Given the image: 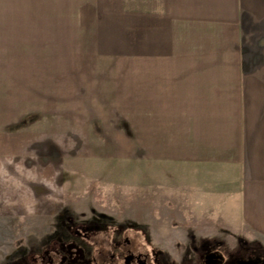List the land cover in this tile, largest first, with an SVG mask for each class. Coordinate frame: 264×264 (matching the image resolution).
Listing matches in <instances>:
<instances>
[{
  "label": "crops",
  "instance_id": "crops-1",
  "mask_svg": "<svg viewBox=\"0 0 264 264\" xmlns=\"http://www.w3.org/2000/svg\"><path fill=\"white\" fill-rule=\"evenodd\" d=\"M2 3L0 218L59 216L73 164L131 148L264 246V0Z\"/></svg>",
  "mask_w": 264,
  "mask_h": 264
},
{
  "label": "rangeland",
  "instance_id": "rangeland-1",
  "mask_svg": "<svg viewBox=\"0 0 264 264\" xmlns=\"http://www.w3.org/2000/svg\"><path fill=\"white\" fill-rule=\"evenodd\" d=\"M2 1L0 13L20 11V3L6 6ZM131 154L132 149H126L124 160L109 164L98 161L92 170L83 161L73 164L76 172L64 173L66 211L57 217L0 218V264H9L22 243L57 235L62 219L135 221L146 235L168 247L193 236H236L213 223L216 215L210 209L218 200L211 195L198 196L189 182L182 185L179 177L155 176L147 165L138 168L137 163H131Z\"/></svg>",
  "mask_w": 264,
  "mask_h": 264
},
{
  "label": "flooded vegetation",
  "instance_id": "flooded-vegetation-1",
  "mask_svg": "<svg viewBox=\"0 0 264 264\" xmlns=\"http://www.w3.org/2000/svg\"><path fill=\"white\" fill-rule=\"evenodd\" d=\"M58 226L57 235L22 243L9 264H264V246L240 236H193L168 247L135 221L62 219Z\"/></svg>",
  "mask_w": 264,
  "mask_h": 264
}]
</instances>
